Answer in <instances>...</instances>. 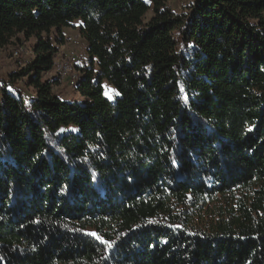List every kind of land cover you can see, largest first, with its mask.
Returning <instances> with one entry per match:
<instances>
[{"label": "trees", "instance_id": "1", "mask_svg": "<svg viewBox=\"0 0 264 264\" xmlns=\"http://www.w3.org/2000/svg\"><path fill=\"white\" fill-rule=\"evenodd\" d=\"M187 9L0 0V49L35 38L0 76V264H264V0ZM77 19L66 101L49 33Z\"/></svg>", "mask_w": 264, "mask_h": 264}, {"label": "rangeland", "instance_id": "2", "mask_svg": "<svg viewBox=\"0 0 264 264\" xmlns=\"http://www.w3.org/2000/svg\"><path fill=\"white\" fill-rule=\"evenodd\" d=\"M191 0H167L168 6L177 13H187V6ZM80 20L72 21L68 26L61 28V35L55 33L52 29L49 37L53 40V45L56 49L54 53L53 69L44 74V78L59 77V84L54 87V90L59 94L60 98L66 101H82L80 95L75 90V81L80 77L78 67H83L87 64L88 56L86 54V44L84 39L78 32ZM45 35V34H44ZM19 39L14 38L12 44L0 49V76L7 78L10 73L23 69L27 58L32 57L30 53L22 52L18 56L11 54L12 49L16 46L23 45L24 48L30 50L35 42V38L24 39L21 35H17ZM61 39V42H57ZM56 40V42H55ZM14 48V49H15ZM69 67V73L61 75V67ZM23 79H26L24 77ZM25 80H20L18 85L23 89L26 95L32 94V88L25 87ZM105 93L107 96L112 97L115 93L113 88L105 83Z\"/></svg>", "mask_w": 264, "mask_h": 264}, {"label": "built area", "instance_id": "3", "mask_svg": "<svg viewBox=\"0 0 264 264\" xmlns=\"http://www.w3.org/2000/svg\"><path fill=\"white\" fill-rule=\"evenodd\" d=\"M22 52H25V53H30L32 54V51L31 49L30 50H27L26 48L22 47V46H19V48H16L14 49L13 51V56H18L19 54H21ZM69 70L70 68L69 67H61V71L59 72L61 75H64V74H68L69 73ZM78 81V80H77ZM76 83V82H75ZM75 86V85H74Z\"/></svg>", "mask_w": 264, "mask_h": 264}, {"label": "snow or ice", "instance_id": "4", "mask_svg": "<svg viewBox=\"0 0 264 264\" xmlns=\"http://www.w3.org/2000/svg\"><path fill=\"white\" fill-rule=\"evenodd\" d=\"M92 235H95V234H92ZM97 238L99 239V237H97ZM102 242L105 243V244H107L109 247H111L112 246V243H114V242L110 243L108 241H102Z\"/></svg>", "mask_w": 264, "mask_h": 264}]
</instances>
